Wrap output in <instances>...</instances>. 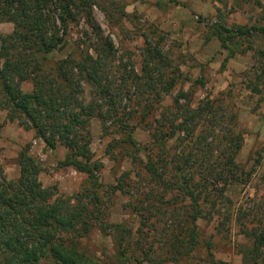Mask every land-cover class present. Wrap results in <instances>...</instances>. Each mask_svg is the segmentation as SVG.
I'll use <instances>...</instances> for the list:
<instances>
[{"label": "rangeland", "instance_id": "374dc122", "mask_svg": "<svg viewBox=\"0 0 264 264\" xmlns=\"http://www.w3.org/2000/svg\"><path fill=\"white\" fill-rule=\"evenodd\" d=\"M98 1L96 23L117 49L109 79L116 86H128L130 92L128 99L119 100L108 123L91 122L96 177L64 165L67 149L62 144L51 148L0 109V163L6 178L19 177L18 157L28 149L41 165L39 178L44 186L56 188L58 196L86 195L84 200L92 208L102 207L99 219L123 228L94 229L82 240L81 251L103 261L124 251L129 258L126 264H243V255L255 245L252 233H264V57L260 54L264 34L231 36L228 48L216 34L221 26L264 28V0ZM14 29L10 21L0 24L3 35ZM84 31L91 33L84 22L73 26L69 47L55 52L51 59L65 58L74 42L88 39ZM147 47L162 50L169 59L170 74L176 70L178 75L175 88L162 100L155 99L148 89L149 75L144 70ZM152 77L157 81L158 74ZM22 87L31 91L33 84L26 81ZM85 88L89 100L90 88ZM181 91L189 94L187 106L193 111L203 107L209 96L224 105L218 118L226 110L237 112L236 132L244 136L235 157L239 169L232 172L234 178L222 172L227 169L222 165L230 147H225L224 141L220 145L215 134L208 138V148L198 150L197 162L188 173L169 178L175 185L166 188L146 172L153 134L165 122H160V117L163 113L166 118L173 116ZM182 103L185 105L184 100ZM124 122L135 126L132 134L139 146L125 143ZM199 129L197 133L206 131L205 127ZM174 136L167 142L169 151L179 153L188 148L180 142L185 136L182 132ZM133 157H139V162ZM186 178L197 191L194 196L179 186ZM196 206L203 213L194 222L191 215ZM261 246L264 251V243Z\"/></svg>", "mask_w": 264, "mask_h": 264}, {"label": "trees", "instance_id": "16d2710c", "mask_svg": "<svg viewBox=\"0 0 264 264\" xmlns=\"http://www.w3.org/2000/svg\"><path fill=\"white\" fill-rule=\"evenodd\" d=\"M100 6L98 0H0V24L10 21L15 26L11 34L0 33V109L7 111L11 121L16 120L24 129L33 130L51 148L62 144L67 149L63 164L94 178L98 162L94 160L91 147V122L98 119L108 123L119 100L128 99L130 92L128 86H116L109 79V72L117 61V49L113 39L105 36L96 23L94 10ZM81 22L90 30V35L87 31L83 34L89 38L74 42L76 44L65 58L53 61L55 52H64L69 47L72 27ZM218 32L216 36L222 40V46L228 48L227 41L231 36L264 34V28L221 26ZM260 54L264 57V50ZM145 60L148 89L155 99L162 100L175 88L177 72L173 70L170 74V65L166 62L169 59L160 49L147 47ZM155 72L157 81L152 77ZM26 81L32 82L31 91L23 89L22 84ZM86 86L90 88L89 100L85 97ZM206 98L205 105L193 111L187 106L190 104L189 94L181 91L175 100L173 116L166 118L164 115L167 113H163L160 117L159 121L165 119V122L156 130L158 133L153 134L154 146L147 150L149 155L144 167L151 178L166 188L175 185L174 181H169L170 177L175 179L188 173L197 162L198 150L208 148L211 145L208 138L214 134L220 145L224 141L225 147H230L225 153L227 160L222 165L227 169L222 172L234 178L233 173L239 169L235 157L244 133L236 132L237 112L226 110L218 118L216 115L224 107L222 101L209 96ZM124 123L125 143L139 146L132 134L135 126ZM202 127L206 131L200 130ZM180 132L185 135L180 142H185L188 148L173 153L167 149V142ZM195 133V143L192 144ZM201 144L202 147L199 146ZM138 158L133 157L135 162H139ZM179 162L183 163L180 165ZM18 165L19 177L8 180L0 163V264L129 262L124 251L110 261L81 251L82 240L94 229L107 232L113 227L120 230L121 226L99 219L102 207L92 208L84 200L86 195L58 196L56 188L44 186L39 178L41 165L28 153V149L19 154ZM189 181L186 178L179 186L194 196L197 191ZM122 186L119 189L122 190ZM193 209L191 216L196 222L203 210L199 206ZM96 220L99 221L96 223ZM252 234L256 237L255 245L251 249L253 251L243 255V264H258L260 259L264 260L261 246L264 233ZM190 237L197 242L192 233ZM123 240L124 235L121 236V245Z\"/></svg>", "mask_w": 264, "mask_h": 264}]
</instances>
